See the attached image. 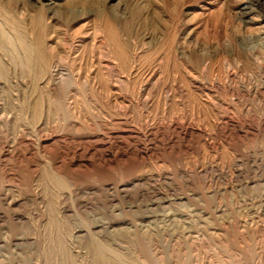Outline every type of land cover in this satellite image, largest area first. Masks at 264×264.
I'll use <instances>...</instances> for the list:
<instances>
[{"label": "rangeland", "instance_id": "1", "mask_svg": "<svg viewBox=\"0 0 264 264\" xmlns=\"http://www.w3.org/2000/svg\"><path fill=\"white\" fill-rule=\"evenodd\" d=\"M57 1L0 0V264H264V102L216 93L230 108L217 129L221 110L197 114L191 92L164 105L165 62L139 99L158 54L194 26L239 33L249 0ZM94 34L127 39L101 57L115 77ZM133 42L128 78L116 59ZM171 117L202 129L150 132Z\"/></svg>", "mask_w": 264, "mask_h": 264}, {"label": "bare ground", "instance_id": "2", "mask_svg": "<svg viewBox=\"0 0 264 264\" xmlns=\"http://www.w3.org/2000/svg\"><path fill=\"white\" fill-rule=\"evenodd\" d=\"M47 5L49 8H54L58 5V1L48 0ZM239 9V13L244 17L249 12L258 13L256 17L242 19L243 26L239 33H201L197 31L200 25L194 26L183 36L186 44H180L176 48L177 55L175 57H170L168 54H164L163 57H158L159 54L157 55V62L154 61L155 64L149 65L143 71L146 83L139 88V97L141 96L139 99H141L144 106L148 105L152 89L151 85L162 76L160 70L162 62H165L167 68L168 66L170 67L167 70L172 74L171 80L163 81L160 84V90L164 93V105L167 104L169 99L175 98V100L181 101L190 96L189 92H191L197 97L198 103L202 107L195 109L197 114L206 112L207 106H212L214 109L218 108L219 111L221 110L217 115V120L213 124V127L217 129H224L230 123L228 115L230 108L226 107L218 97L216 98V93L223 91L229 94L232 99L243 98L264 102V0H257L256 3L250 0L246 1ZM210 10L208 7L202 8L203 12ZM89 30L90 28H84L82 35L85 38L90 34ZM124 40L127 39L122 38L120 35L108 34L105 39L103 36L99 37L96 34L92 36L91 43H94L96 48H98V54L101 59L99 60V65L107 68L111 75L118 73L117 66L110 59L103 60L101 57L105 56L107 46L111 45L113 47ZM156 41L162 42L165 40L159 36ZM221 42L226 47L218 49V44ZM133 45L131 48L132 53H130V48L121 46L119 52L121 55H118L116 59L122 67L126 66V64L128 65L127 70H125L128 78L132 75L134 77L138 73V70H133V66L128 62L134 58L136 59L143 52L145 53L144 49L142 50L135 46L134 42ZM56 74L53 73V75ZM120 76L119 74L116 75L117 78ZM113 77L115 76L113 75ZM124 96L128 100H131L130 97H127V94ZM212 107L208 108L212 109ZM241 111L247 114L253 112L251 107H246L245 105L241 106ZM173 117L168 122L158 123L150 132L155 133L159 129L164 128L173 130L179 134L188 135L195 131L194 127H197L199 130L202 129V125H196L192 118L176 117L180 120L178 121ZM200 170L205 171L206 167L202 166ZM177 202H179V198H172L163 199L157 202V204L163 208H168ZM245 224L246 222L242 226ZM82 232L83 230L78 229L75 231L74 237L78 238L82 235Z\"/></svg>", "mask_w": 264, "mask_h": 264}]
</instances>
